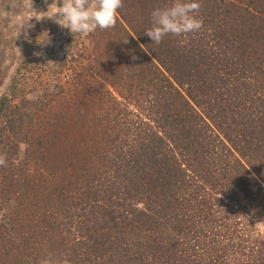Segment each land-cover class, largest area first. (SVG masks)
I'll return each instance as SVG.
<instances>
[{"label": "trees", "instance_id": "obj_1", "mask_svg": "<svg viewBox=\"0 0 264 264\" xmlns=\"http://www.w3.org/2000/svg\"><path fill=\"white\" fill-rule=\"evenodd\" d=\"M198 2L156 44L175 0H122L0 96V264H264V0Z\"/></svg>", "mask_w": 264, "mask_h": 264}, {"label": "rangeland", "instance_id": "obj_2", "mask_svg": "<svg viewBox=\"0 0 264 264\" xmlns=\"http://www.w3.org/2000/svg\"><path fill=\"white\" fill-rule=\"evenodd\" d=\"M62 0H0V96L8 93L13 81L21 83L25 91L40 85L46 90V80L53 79L50 71H57V62L66 51V39L71 34L53 20L37 21L36 12L55 9ZM83 36L86 34H82ZM54 79H58L54 74ZM131 107V106H130ZM264 234V215L253 221Z\"/></svg>", "mask_w": 264, "mask_h": 264}, {"label": "clouds", "instance_id": "obj_3", "mask_svg": "<svg viewBox=\"0 0 264 264\" xmlns=\"http://www.w3.org/2000/svg\"><path fill=\"white\" fill-rule=\"evenodd\" d=\"M122 6V0H62L52 11H49V5L46 12L34 11L36 15L33 17L37 21L51 19L72 34H90L97 29L115 27L117 10ZM199 8L198 0H175L171 6L154 9L151 27L144 34L159 44L169 34L182 36L198 32L203 25V20L195 15ZM5 162L6 156L0 155V166ZM41 264H51V261L44 260Z\"/></svg>", "mask_w": 264, "mask_h": 264}]
</instances>
